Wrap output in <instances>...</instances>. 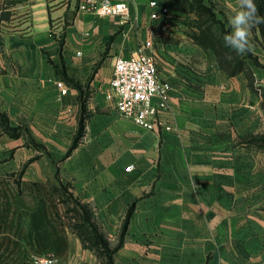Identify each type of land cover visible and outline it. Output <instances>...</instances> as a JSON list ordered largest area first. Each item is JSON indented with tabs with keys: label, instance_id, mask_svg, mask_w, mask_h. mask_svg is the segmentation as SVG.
Instances as JSON below:
<instances>
[{
	"label": "crops",
	"instance_id": "crops-1",
	"mask_svg": "<svg viewBox=\"0 0 264 264\" xmlns=\"http://www.w3.org/2000/svg\"><path fill=\"white\" fill-rule=\"evenodd\" d=\"M83 1L32 0L0 49V151L28 158L6 173L72 183L90 206L85 232L57 209V264H264L263 98L253 80L264 68L261 27L253 50L234 58L216 40L231 31L235 0H217L227 22L210 0H200L208 17L160 0L170 7L165 23L149 19V0H129L127 19L83 10ZM146 38L171 85L154 129L121 116L109 93L114 57L136 54ZM29 146L69 147L52 165Z\"/></svg>",
	"mask_w": 264,
	"mask_h": 264
},
{
	"label": "trees",
	"instance_id": "trees-1",
	"mask_svg": "<svg viewBox=\"0 0 264 264\" xmlns=\"http://www.w3.org/2000/svg\"><path fill=\"white\" fill-rule=\"evenodd\" d=\"M255 2L259 14L263 15L264 0ZM207 12L209 15L213 14L208 8ZM259 26L263 32V24ZM216 42L222 51L229 49L221 38ZM229 52L231 54L233 51ZM229 72L233 74L236 69ZM21 174L22 170L0 174V264H35L34 256L48 255L50 252V256L55 257V253L62 248V235L57 225L62 224L57 211L60 207L71 211L69 218L73 220L77 215L83 216V219H78V226H72L74 229L82 232L88 229L85 228L90 218L88 203L72 194V199L79 208L61 206L66 203V198L49 192L47 183L24 180ZM89 227L96 233L94 223Z\"/></svg>",
	"mask_w": 264,
	"mask_h": 264
},
{
	"label": "built area",
	"instance_id": "built-area-1",
	"mask_svg": "<svg viewBox=\"0 0 264 264\" xmlns=\"http://www.w3.org/2000/svg\"><path fill=\"white\" fill-rule=\"evenodd\" d=\"M80 8L100 16L124 19L130 18L132 13L129 0H84ZM169 16L167 3L149 0L148 17L152 22L165 23ZM154 45L153 38H146L139 44L136 54L115 56L109 89L118 113L146 129L163 125L161 114L168 107L171 88L169 81L158 77L155 57L148 51ZM58 86L61 94L67 93L64 81L59 80ZM126 170H133V165H128ZM35 264H57V259L46 256Z\"/></svg>",
	"mask_w": 264,
	"mask_h": 264
},
{
	"label": "rangeland",
	"instance_id": "rangeland-1",
	"mask_svg": "<svg viewBox=\"0 0 264 264\" xmlns=\"http://www.w3.org/2000/svg\"><path fill=\"white\" fill-rule=\"evenodd\" d=\"M32 0H0V49L3 48V36L7 33L14 32L16 30H21L24 24L28 21V18L30 16V4ZM212 6L220 16V18H226L228 17V14H226L227 9L224 7V5L217 0H210ZM177 2L185 8H188L190 10H194L196 13H201L203 16L208 17L209 14L207 12V8L203 7L200 0H177ZM227 22V20H226ZM264 26V24H263ZM221 28V26H218ZM221 33L223 35L227 34L225 30H222ZM264 35V31H263ZM221 41L224 43V41L221 39ZM225 45V44H224ZM264 37L261 40V51L259 52V55H257L258 60L261 64H264ZM226 49V48H225ZM231 49H226L225 53L229 55V51ZM232 51V50H231ZM234 51L231 52V56H234V58H237V56L234 55ZM255 69V68H254ZM256 74L254 76V83L256 85V88L260 90L261 96L263 98V105H262V133L260 135V139H262V144L264 146V85H258V79L264 80V68L261 66H256ZM264 83V81H262ZM254 85V86H255ZM260 86V87H259ZM83 113L79 115L80 120ZM78 117V118H79ZM78 124V119L76 121V126ZM77 133V132H76ZM75 135V134H74ZM82 138V137H81ZM78 139V142L80 143L82 139ZM33 149H36L37 155H43L47 158L49 164H54L56 161H61L62 155L67 150L69 146H29ZM73 147V146H71ZM11 147L7 146L6 151H0V174H5L8 171L21 169L24 165V163L28 160L26 158L24 152V157H20V161H15V151L14 149H11ZM61 163H59V168ZM47 190L50 192H54L55 196H61L63 198H66V203L61 204V206H66L67 208H79L77 203L73 201V193H71L73 190H76L77 192V186L74 184H64L59 185L55 178H51L50 180L46 182ZM66 189V190H65ZM83 219V216H76V219H70L69 224L71 226H78L79 220Z\"/></svg>",
	"mask_w": 264,
	"mask_h": 264
},
{
	"label": "clouds",
	"instance_id": "clouds-1",
	"mask_svg": "<svg viewBox=\"0 0 264 264\" xmlns=\"http://www.w3.org/2000/svg\"><path fill=\"white\" fill-rule=\"evenodd\" d=\"M261 24H264V15L259 14L255 0H235L233 14L228 17L231 31L223 36L225 46L237 55L251 52L252 29Z\"/></svg>",
	"mask_w": 264,
	"mask_h": 264
}]
</instances>
